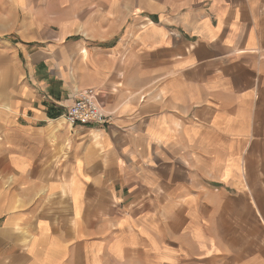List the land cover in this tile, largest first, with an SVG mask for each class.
<instances>
[{"label": "crops", "instance_id": "obj_1", "mask_svg": "<svg viewBox=\"0 0 264 264\" xmlns=\"http://www.w3.org/2000/svg\"><path fill=\"white\" fill-rule=\"evenodd\" d=\"M0 264H264V0H0Z\"/></svg>", "mask_w": 264, "mask_h": 264}, {"label": "built area", "instance_id": "obj_2", "mask_svg": "<svg viewBox=\"0 0 264 264\" xmlns=\"http://www.w3.org/2000/svg\"><path fill=\"white\" fill-rule=\"evenodd\" d=\"M63 119L69 126L104 125L107 116L97 104L95 91L86 89L76 94L73 104L66 110Z\"/></svg>", "mask_w": 264, "mask_h": 264}, {"label": "bare ground", "instance_id": "obj_3", "mask_svg": "<svg viewBox=\"0 0 264 264\" xmlns=\"http://www.w3.org/2000/svg\"><path fill=\"white\" fill-rule=\"evenodd\" d=\"M64 120V119H63Z\"/></svg>", "mask_w": 264, "mask_h": 264}]
</instances>
